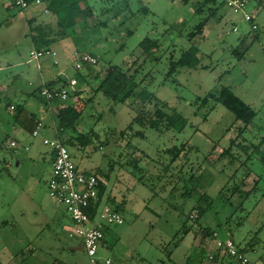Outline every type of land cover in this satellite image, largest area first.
I'll list each match as a JSON object with an SVG mask.
<instances>
[{"label":"rangeland","instance_id":"1","mask_svg":"<svg viewBox=\"0 0 264 264\" xmlns=\"http://www.w3.org/2000/svg\"><path fill=\"white\" fill-rule=\"evenodd\" d=\"M108 1L89 0L87 5L94 15L78 19L72 36L50 46L61 59L57 67L64 70L68 79L76 81L73 89L83 90L82 104H76L81 101L78 99L75 102L81 113L77 130L93 139L86 147H68L72 160L87 173L100 172L106 187L102 205L107 204L108 197L121 204L124 223L107 226L106 246L99 250V255L120 264H198L194 257L198 248L213 256L216 241L230 238L243 248L252 243V250L248 248L246 255L262 264L264 9H257L255 2L249 0L247 11L257 26L252 30L249 23L232 14L220 0H188L186 4L182 0H127L129 9L125 11L121 0H114L113 4ZM197 2L203 5L200 14L194 12ZM111 5L115 8L111 9ZM143 6L148 14L137 12ZM31 11H20L10 7V0H0L2 264L64 262L61 246L75 244L65 233V227L71 226L69 218L51 201L46 187L50 148L42 141L56 138L49 131L51 117L43 120L38 137H31L22 128L20 135L13 132L16 111L9 110V102L23 109L41 104L28 96L32 89L29 83L37 78V63L27 62L31 41L26 20ZM50 17L53 18L46 15L41 20ZM201 22L204 25L199 32L197 26ZM145 37L158 42L157 49H151L148 57L141 56L138 47ZM242 41L240 49L247 50L239 60L231 53ZM191 46L199 51V67L182 68L168 76L170 62L178 60ZM73 51V61L85 53L94 57L97 64H84L75 70L62 61ZM112 65L132 71L141 65L136 81L143 83L124 104H114L93 91ZM220 87L229 88L255 112L254 120L242 135L239 131L243 125L221 104L201 105L202 98L211 91L217 93ZM142 89L153 96L149 109L162 107L186 119L182 132L158 133L132 122L142 108ZM137 131H142L144 137H134ZM10 139L15 140V148H10ZM244 145L247 150L242 149ZM174 147L184 149L172 162L168 150ZM134 159L138 160L136 169L132 165ZM204 194L211 199L210 205L193 222L188 215ZM183 225L188 232L181 230ZM206 227L215 236H206ZM116 236L120 240H115ZM71 258L74 264H89L84 252H76ZM200 264L211 263L204 260Z\"/></svg>","mask_w":264,"mask_h":264},{"label":"trees","instance_id":"2","mask_svg":"<svg viewBox=\"0 0 264 264\" xmlns=\"http://www.w3.org/2000/svg\"><path fill=\"white\" fill-rule=\"evenodd\" d=\"M26 1L31 3L33 0H26ZM113 1L114 0H109L108 2L109 4H113L112 3ZM182 1L184 4H186L188 0H182ZM215 1L216 0H202V3H207V2L214 3ZM253 1L255 2L257 9H264V0H253ZM42 2L46 4L48 10L55 15L56 24L54 27L43 26L30 30L27 36L30 38L32 45L38 49L49 48L55 42L59 40H63L65 38H69L75 33L74 29L78 19H86L88 17L91 18L94 15V10H92V7L87 5L88 0H42ZM120 2H122L124 11L129 9L127 0H121ZM202 3L197 2L194 4L193 7L195 13L197 14L201 13V7L203 6L201 5ZM220 4L225 6V4L221 0H220ZM12 8L15 7L13 6ZM110 8L114 9L115 5H111ZM105 10L109 11V9H105ZM20 11L24 12L25 10H20ZM140 11H142L144 14H148L147 12H149V10L145 6L141 7L137 12ZM253 22H254V17H253ZM99 24L100 23H98L97 25ZM101 24L105 25V22H101ZM203 25L204 23L201 22L197 26V31L200 32ZM128 34H132V32L129 31ZM243 44L244 41L239 43L238 48H235L231 53L239 60L242 58L245 51L247 50V47L240 49V46L242 47ZM138 47L140 49V55L144 57H148L150 55L151 49H155V50L157 49L158 42H156L155 39L145 37L139 43ZM198 53H199L198 49L195 46H191L187 51L183 53V55L178 60L176 61L172 60L170 62L169 71L167 75L171 77L174 74H176L179 69L182 68L194 69L199 67L200 62L197 57ZM136 60H139V58L137 57ZM140 67L141 65H139L135 70L133 69L132 71L128 67L125 68L120 65H112L110 69L106 72L105 77L103 79H99V83L93 91L96 93H101L103 97H105L107 100L111 101L114 104H124L131 96L133 90H135L137 86L143 83L142 80L140 82L136 81L137 73L139 72ZM200 68L207 69L208 67L200 66ZM59 84L62 87L66 85V82L60 81L59 79L55 82L46 83V86L52 87V86H57ZM32 95H34L38 100L42 101L44 104L46 105L50 104L39 96L38 89L34 91ZM76 96H78L77 91L70 93L68 100L64 103H58L57 101L53 102L56 104L57 107L54 115L56 136L66 146L67 149L68 147L77 148V146H79V148L86 147L93 142L92 136L80 133L77 130L81 113L80 111H77L73 106L72 99ZM139 97L141 99L142 108L139 111V113L136 114L135 117H133L132 120L133 123L139 124L142 129L150 128L158 133H165L170 130L178 133L183 131V129L187 125V121L180 114L174 112L173 110L172 111L169 110L171 112L169 113L168 110H165V108L162 107H156L155 109L153 108L154 111L149 109L148 104L151 103L153 96L146 89L141 90ZM90 101L91 100H89L88 102ZM209 102L212 103L217 102L221 104L226 110H228L234 116L235 121L240 122L243 125V129L239 131L240 133L239 135H242V133H244L247 130V128L255 118V112L252 110V108L247 104H245L238 96H236L227 87H220V90L217 93L211 91L204 98L201 99L202 106H207ZM15 111H16L14 114L15 123L20 128L28 131L31 134L36 126V123L38 122L37 118L34 116V114L29 113L25 109L19 108L18 106L15 107ZM130 128L131 126H129V129ZM121 135H123V131L121 132ZM134 137L143 138L144 133L142 131H137L134 133ZM246 148H247L246 146L242 147V149L244 150H247ZM183 149L184 148L178 149L174 147L168 150L172 162L176 161L180 157V153ZM222 155L224 154L222 153ZM50 160L52 162V157ZM261 160L262 162H264V157H261ZM132 161H133L132 165L135 164L134 167L133 166L132 167L133 169H136L138 160L135 161L134 159ZM128 164L131 165V163ZM138 168H139L138 171L142 172V169H140L141 167ZM99 173L100 172L97 171L95 174L93 173L95 176L99 178L98 187H97V194H98L97 203L102 201L106 190L105 184L102 181V176H100ZM210 200L211 199L209 198L208 195L206 194L202 195L197 201L196 208L193 209L194 211L192 210V212H195L196 217L194 219H191L190 218L191 214H190L188 215V219L192 220L193 222L198 220L208 209L210 205ZM106 201L107 204L111 203V205H109L111 208H113L115 211L119 212L122 215V210L120 206L121 204L119 205L115 204L116 203L115 199L113 198L111 199L109 197L107 198ZM181 230L184 233L189 231V229H187L185 225L182 226ZM107 231H108V227H104L103 229L104 238ZM204 231L206 236L208 235L210 237L215 236V232L209 229L208 227H206ZM198 232L199 231L197 230V234ZM104 238L102 240V243L104 242ZM230 240L235 244L237 250L242 254H246L248 248L252 250V245H253L252 243L249 244V246L251 245L250 247L243 248L240 247L238 244H236L232 239ZM195 255L196 256L194 257L195 260L198 262V264L202 263L204 260H206L211 264H235L234 261L230 257H228V255H226L221 249L215 250L214 255L209 256L205 254V251L200 247L197 249ZM190 260L191 257L188 258V261ZM0 264L2 263L0 262ZM58 264H65V263L59 262Z\"/></svg>","mask_w":264,"mask_h":264},{"label":"built area","instance_id":"3","mask_svg":"<svg viewBox=\"0 0 264 264\" xmlns=\"http://www.w3.org/2000/svg\"><path fill=\"white\" fill-rule=\"evenodd\" d=\"M221 1L232 14L249 23L252 30L257 29L253 22V15L247 11L248 0ZM10 6L19 10H26L33 6L43 13H48L47 5L42 0H33L31 3L26 0H10ZM233 31L237 32V29L233 28ZM54 56L55 52L49 48L33 49L29 52V59L36 62L45 57L53 58ZM96 63L97 60L94 57L81 53L71 64L75 70H80L84 64L96 65ZM54 64L57 63L54 62ZM75 84L74 79H68L66 85L62 87H47L43 84L38 88V94L48 103L55 101L64 103L68 100L69 94L75 92L73 89ZM42 129L43 124L38 121L31 136L38 137ZM42 143L50 148L52 156L50 178L46 183L48 195L52 202L64 210L71 222L66 232L68 239L80 241L89 264H111L110 258H103L99 255L104 238L103 229L107 226L122 225L124 223L122 215L109 205H102L103 199L97 203L99 178L93 173L80 170L73 162L66 146L57 136L54 140L43 139ZM10 146L16 147V143L11 142ZM195 217V212H192L190 218ZM214 248L215 250L221 249L235 264H256L246 254L240 253L230 239L216 241ZM260 260L264 264V250L260 255Z\"/></svg>","mask_w":264,"mask_h":264},{"label":"crops","instance_id":"4","mask_svg":"<svg viewBox=\"0 0 264 264\" xmlns=\"http://www.w3.org/2000/svg\"><path fill=\"white\" fill-rule=\"evenodd\" d=\"M88 2H89V0H88ZM30 8H31L32 11L28 13V17L29 18H27V20H26V22L28 24L27 26L29 28L28 29V32H30V30H33V29H36V28H39V27H43V26H51V27H54L55 26V24H56V17L49 10H48V13H43L42 11H40L39 9H37V8H35L33 6H31ZM46 15H52L53 18L50 17V18H47V19L45 18L44 20L43 19L41 20V18L42 17H46ZM28 34L29 33H27V35ZM33 49H38V48H35L32 45V43H31V48H30L29 52L31 50H33ZM49 49H51L52 51L55 52V56L53 58L52 57H45L43 59H40L39 61H41V63L39 61H37V62L36 61H31L30 59H28V61H27V62H36L37 63V65L35 67L36 70H37V78L35 79L34 83H29V86L32 89L28 93V96H30L32 98H35V99H37V98L34 95H32V93L34 91H36L41 85L46 84L48 82H55V81H57L59 79H60V81H66V80H68L67 76L64 74V70L57 67L60 64L61 59H59L57 57V53H56V51L52 47H49ZM73 54H74V51L71 52L70 54L65 55L63 57V60L62 61H64L65 64L72 65L71 63L73 61L72 60ZM54 62H56L57 64L55 65ZM86 75H90V74L87 73ZM88 90L90 92L91 89H88ZM76 91L78 92V96L74 97L72 99V102H73L74 108L77 111H79V109H78L77 106L82 104L83 99H84V94H83V90L81 91V89H76ZM76 99L81 100V101H77ZM40 102H41L40 106L39 105L38 106H36V105L35 106H31L30 105L29 108L28 109H25V110L27 112H29V113L34 114V116L37 118V120L40 121L42 124H43V120L49 115L51 117V125L49 127V131L53 132V134L56 137V129H55L56 127H55V122H54L55 111L53 109L55 106H53L52 103L46 105L42 101H40ZM75 102H76V104L78 103V105H75ZM9 103H10L9 105H11V106H9V110L12 109L11 111H14L15 109H14L13 105H15V104L13 102H9ZM15 107H16V105H15ZM81 109H82V107H81ZM15 125L16 126L13 129V132L16 135L17 134L20 135V131L19 130L21 128L16 123H15ZM43 127H44V125H43ZM3 138L6 139L5 136ZM11 142H15V140L10 139V143ZM10 143H9V146H10ZM16 146H17V144H16ZM10 148H12V147L10 146ZM25 148H27V147H25ZM25 148H24V150L27 151L28 148L27 149H25ZM51 157L52 156H51V151H50L49 158L51 159ZM50 172H51V160H50ZM69 227L70 226L65 227V229H66L65 230V233L67 232V230L69 229ZM105 239H106V234H105L104 242L102 243L101 248L106 246ZM115 240H120V237H117ZM70 241H73V240L70 239ZM73 242L75 244H73V243L72 244H68L67 243V244L62 245L61 248H60V250H61V252L63 254L62 257H63V260H64L65 264H74L75 261H74L73 258H71V256L75 255L76 252H84L83 247H82V245H81V243H80L79 240H75ZM101 257H103V258L104 257L105 258H110V257H106V256H101ZM110 259H111V264H120V263H115L114 259H112V258H110ZM58 263L59 262H55L54 264H58Z\"/></svg>","mask_w":264,"mask_h":264}]
</instances>
